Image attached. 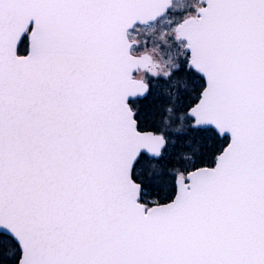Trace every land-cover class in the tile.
<instances>
[{
  "label": "snow or ice",
  "instance_id": "1",
  "mask_svg": "<svg viewBox=\"0 0 264 264\" xmlns=\"http://www.w3.org/2000/svg\"><path fill=\"white\" fill-rule=\"evenodd\" d=\"M0 264H264V0H0Z\"/></svg>",
  "mask_w": 264,
  "mask_h": 264
}]
</instances>
